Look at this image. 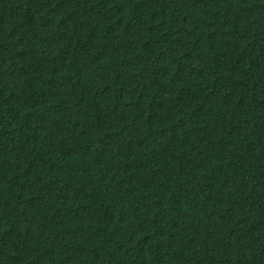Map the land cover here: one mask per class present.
<instances>
[{
    "label": "trees",
    "instance_id": "obj_1",
    "mask_svg": "<svg viewBox=\"0 0 264 264\" xmlns=\"http://www.w3.org/2000/svg\"><path fill=\"white\" fill-rule=\"evenodd\" d=\"M0 264H264V0H0Z\"/></svg>",
    "mask_w": 264,
    "mask_h": 264
}]
</instances>
